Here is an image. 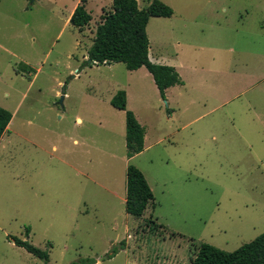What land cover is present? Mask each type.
I'll return each instance as SVG.
<instances>
[{
  "label": "rangeland",
  "instance_id": "rangeland-1",
  "mask_svg": "<svg viewBox=\"0 0 264 264\" xmlns=\"http://www.w3.org/2000/svg\"><path fill=\"white\" fill-rule=\"evenodd\" d=\"M75 1L0 0V106L14 115L0 142V264H44L8 235L49 264H192L201 243L234 251L263 233L264 0H162L174 15L150 18L149 50L186 81L166 99L148 72L89 64L113 1L82 31ZM121 89L150 138L131 158L111 104ZM129 164L155 197L140 218L125 208Z\"/></svg>",
  "mask_w": 264,
  "mask_h": 264
},
{
  "label": "trees",
  "instance_id": "trees-1",
  "mask_svg": "<svg viewBox=\"0 0 264 264\" xmlns=\"http://www.w3.org/2000/svg\"><path fill=\"white\" fill-rule=\"evenodd\" d=\"M174 10L162 0H152L150 5L141 9L138 0H113L112 9L103 15V21L97 26L92 46L88 50L92 64L125 63L129 70L145 66L152 74L163 99L167 98L166 89L183 80L175 67L158 64L150 59V39L147 25L153 16L171 17ZM92 20L84 4H79L70 22L80 31ZM111 104L125 112L126 146L129 158L141 153L145 147V128L134 111L128 109L127 92L121 89L111 99ZM12 113L0 106V138L6 129ZM126 202L128 214L140 218L147 207L154 204V194L141 169L129 164L126 173ZM30 228H27L29 234ZM16 245L49 264V252L32 244L29 240L8 235ZM92 259L74 261L71 264H94ZM192 264H264V232L234 251L222 250L209 243H201L192 259Z\"/></svg>",
  "mask_w": 264,
  "mask_h": 264
},
{
  "label": "crops",
  "instance_id": "crops-1",
  "mask_svg": "<svg viewBox=\"0 0 264 264\" xmlns=\"http://www.w3.org/2000/svg\"><path fill=\"white\" fill-rule=\"evenodd\" d=\"M113 1V0H112ZM111 2V0H76L75 1V3L73 4V6H72V9H71V13H70V15H69V17H68V19H69V21H70V18H71V16H72V14H73V12H74V10H75V8L79 5V4H84V6H85V8H86V10L90 13V14H92V9L93 8H98L99 9V11L100 12H103V8H105V6L107 5V3H110ZM167 2V1H166ZM139 3V2H138ZM167 3H169V4H171L170 2H167ZM186 5H190V3H185ZM186 11H187V13H190L191 11H192V9L191 8H186ZM173 15H174V13H173ZM172 15V16H173ZM92 16V15H91ZM171 16V17H172ZM153 17H159V16H153ZM171 17H164V18H171ZM148 26V25H147ZM259 30H258V32H256V33H264V12H263V15H262V19L260 20V27L258 28ZM261 36H263V35H261ZM264 37V36H263ZM149 56H150V59L153 61V62H155V63H158V64H165V65H171V66H174L175 68H176V70L179 72V74H180V76H182L181 77V79L183 80V79H185L184 78V76H183V72H182V65H181V63L180 62H178V60L176 61L175 59H173L172 61L173 62H171V60H169V58H167L165 55H163V54H159V55H156V56H154V55H152L150 52H149ZM194 61V60H193ZM196 62H191V66H190V68L192 69V70H197V68L196 67H194V65H197V64H195ZM137 70H139V71H141V72H148L150 75H152L148 70H147V68L145 67V66H142V67H140L139 69H137ZM147 73V74H148ZM153 77V76H152ZM184 81V80H183ZM155 82V81H154ZM186 81H184V83H185ZM156 85V84H155ZM186 85L185 84H176V85H174V86H171V87H169V88H167L166 89V95H167V98L168 97H170V94L172 95V93H174V95H176V96H178V90H180V88L181 87H185ZM156 87H157V85H156ZM159 91V90H158ZM128 97V101H129V96H127ZM2 107V106H1ZM4 108V107H3ZM6 109V108H5ZM8 110V109H7ZM12 113V112H11ZM173 115V114H172ZM172 115H171V117H172ZM13 113H12V117H11V119H10V121L8 122V124H7V126H6V129H5V131L3 132V134L1 135V138H0V142L3 140V138H4V136H5V134H7V133H9L10 132V129H11V125H12V119H13ZM137 116V115H136ZM171 117H169V119H171ZM137 118H139L138 116H137ZM78 120H80V119H78ZM139 120V119H138ZM144 128H145V126H144ZM149 141H150V138H149V136H148V133H147V130L145 129V150H146V148H148L150 145H148L149 144ZM161 140H158L156 143H159ZM144 150V151H145ZM142 153V152H141ZM137 155V154H136ZM136 155H134V157L136 156ZM141 168V167H140ZM142 169V168H141ZM143 170V169H142ZM143 172H144V170H143ZM145 173V172H144ZM145 176H146V178H147V175H146V173H145ZM148 179V178H147ZM149 182V181H148Z\"/></svg>",
  "mask_w": 264,
  "mask_h": 264
},
{
  "label": "water",
  "instance_id": "water-1",
  "mask_svg": "<svg viewBox=\"0 0 264 264\" xmlns=\"http://www.w3.org/2000/svg\"><path fill=\"white\" fill-rule=\"evenodd\" d=\"M88 62L91 63L92 62V59L89 58Z\"/></svg>",
  "mask_w": 264,
  "mask_h": 264
}]
</instances>
